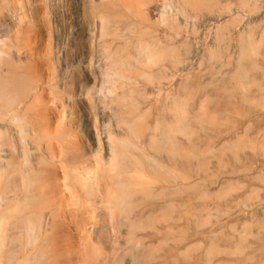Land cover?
Instances as JSON below:
<instances>
[{
    "label": "rangeland",
    "instance_id": "374dc122",
    "mask_svg": "<svg viewBox=\"0 0 264 264\" xmlns=\"http://www.w3.org/2000/svg\"><path fill=\"white\" fill-rule=\"evenodd\" d=\"M105 1L0 0V7L3 13L26 12L35 24H43L42 48L44 53L49 52L48 48L57 52L59 69L64 72L60 83L75 72L82 49L69 33L71 23L73 19L82 24L86 20L93 34L92 63L98 75L96 88L107 95L109 83L105 79L110 69L101 30L104 23L112 27L117 17L111 16L107 24L103 15L94 11V4ZM171 4L177 32L167 27L168 13L162 6L148 11L159 27L153 34L158 33L160 38L164 36V42L160 39L156 52L139 57L147 64V71L140 76L142 82L141 78L138 80V89L142 91L139 101L143 105L141 102L136 104L147 113L144 118H150L143 121L151 125L160 111L154 106L147 107V103L164 99L166 93L168 105L171 95L176 96L179 109H173L174 114L164 108L165 115L161 112V116L167 120L168 116L178 113L176 117L181 120L177 125L181 127L176 125L177 131L172 133L176 141L186 144V130L191 136L187 143L188 149L192 148L189 159L180 157L187 164L178 158L179 164L175 163L174 168L177 175L174 192L180 189L174 193V198L183 206H178L174 199L173 210L176 205L177 213L173 211L169 218L173 222L167 220V224L161 222V226V223L157 225L144 220L131 230L118 224L115 215H109L113 212L100 205L95 209L97 219L91 227H60L61 237L65 234L64 237L45 244V256L52 264H264V0H171ZM33 7L37 9L36 13ZM118 23L116 20L115 26L123 33L124 23ZM54 25L58 26L56 42ZM5 28L0 25V40L6 37ZM170 32L177 48L172 56L164 51ZM130 49L135 53L134 48ZM164 56L168 58L164 59ZM149 67H152L151 71ZM172 70L174 77L170 75ZM165 72L170 77L165 78ZM171 89L174 92L171 93ZM159 90L160 97L157 95L154 99ZM181 113L186 116H183L186 121L179 115ZM101 122L110 128L107 119ZM160 125L156 132L161 138L170 130L168 126L160 128ZM164 138L161 140L168 146L167 136ZM158 143L163 144L162 141ZM179 143L177 146L181 149ZM184 167L190 170L189 173ZM188 175L187 183L192 187L189 186V197L188 189L182 186L183 178ZM178 186L184 187L185 191ZM158 200H164L162 204L166 198L160 195L156 198L159 204ZM175 216L178 218L174 221ZM135 227L137 231L132 233ZM129 229L141 238L132 236L129 240L126 235L123 237ZM3 236L0 231L2 251L6 242ZM209 239H212L210 244ZM36 245L28 243L23 253L16 255L13 264H23ZM3 263L0 256V264Z\"/></svg>",
    "mask_w": 264,
    "mask_h": 264
},
{
    "label": "bare ground",
    "instance_id": "6f19581e",
    "mask_svg": "<svg viewBox=\"0 0 264 264\" xmlns=\"http://www.w3.org/2000/svg\"><path fill=\"white\" fill-rule=\"evenodd\" d=\"M160 6L168 13L167 27L175 29L171 0H106L94 4V11L102 14L107 24L111 16L117 17V23H124L121 29L125 37L115 26L116 20L112 27L102 23L100 33L110 69L105 79L109 83L107 95L96 88L98 75L92 63L93 34L86 20L82 24L73 19L71 23L69 33L82 49L75 72L60 83L64 72L59 69L57 52L48 48L49 52L44 53L42 48L43 24H35L26 12L3 13L0 7V25L7 27L6 37L0 40V231L6 240L3 251L0 248V256L5 264H13L16 255L23 253L30 242L37 245L23 264H52L45 256V244L64 237V233L61 237L60 227H91L97 219L95 209L100 205L113 212L109 215H115L118 224L131 230L144 220L154 224L172 221L169 218L177 210L176 205L173 210L174 199L178 203L174 193L180 191L174 192L175 163L179 164L180 157L189 159L191 147L188 149L187 143L191 136L187 130L182 133L186 142L182 145L172 135L181 120L176 117L178 113L171 117L167 115V120L163 118L164 108L174 114L173 109H179L174 93L170 94L171 102L167 105L165 101L169 100V95L165 93L164 99L158 100L155 98L160 90L154 92L156 101L147 103V107L154 106L160 112H156L155 122L151 125L148 123L150 118H144L147 113L136 104L141 102L142 96L138 89L139 79L142 82L140 76L147 71V64L139 57L156 52L160 39H164L158 33L153 34L159 27L148 12L150 8L159 9ZM32 9L37 12L35 7ZM53 29L56 42L58 26L54 25ZM167 35L169 40L164 51L172 56L177 51L176 44L171 32ZM173 73L170 74L172 77ZM183 114L179 115L186 117ZM106 119L110 128L101 122ZM158 124H164L160 128L169 127L170 131H165L168 146L161 140L165 136L160 138L157 133ZM158 139L163 144L158 143ZM178 143L182 145L181 149ZM188 178L189 175L183 178L182 186L188 189L189 197ZM184 187L181 189L185 191ZM160 195L166 200L162 204L164 200H158L159 205L156 198ZM143 203L146 204L142 206ZM178 204L182 205L181 202ZM163 223L159 225L163 226ZM130 229L123 237L126 235L129 240L141 238L132 234L136 233L137 227L135 232ZM211 241L209 239V244Z\"/></svg>",
    "mask_w": 264,
    "mask_h": 264
}]
</instances>
